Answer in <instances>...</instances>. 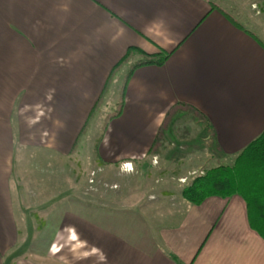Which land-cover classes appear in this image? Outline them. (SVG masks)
Wrapping results in <instances>:
<instances>
[{
    "label": "crops",
    "instance_id": "crops-1",
    "mask_svg": "<svg viewBox=\"0 0 264 264\" xmlns=\"http://www.w3.org/2000/svg\"><path fill=\"white\" fill-rule=\"evenodd\" d=\"M217 5L233 15L219 0H0V264L21 240H32L29 251L46 233L47 256L57 264H264V238L251 228L240 195L194 204L183 189L165 192L142 214L134 210L143 206L136 186L121 181L132 173L120 164L145 158L170 112L194 109L205 117L226 159L264 131V31L240 27ZM256 24L264 26V14ZM132 47L168 57L133 71L122 114L93 150L120 179L113 184L124 190L113 189L112 202L123 213L69 212L49 218L45 230L23 222L18 209L46 198L16 196L18 154L34 149L48 153V162L52 151L67 158L77 139L70 135L73 114L87 111L78 137L103 96L101 111L112 69ZM96 114L82 136L93 148L103 126L89 136ZM49 165L45 172L58 175L52 159Z\"/></svg>",
    "mask_w": 264,
    "mask_h": 264
},
{
    "label": "rangeland",
    "instance_id": "rangeland-1",
    "mask_svg": "<svg viewBox=\"0 0 264 264\" xmlns=\"http://www.w3.org/2000/svg\"><path fill=\"white\" fill-rule=\"evenodd\" d=\"M219 1L226 10L231 8L233 16L252 30L255 35H259L262 30L264 31V26L259 24L258 27L256 24L257 17L260 16L261 18L264 14V0ZM128 68L130 65L125 70L115 74L110 81L106 91L105 104L91 120L93 127L89 136H95L106 115L115 110ZM88 100L93 101L95 98L89 97ZM86 115L87 111L84 110H78L73 114L74 123L70 131L73 141L77 138L81 128L80 120L82 119L84 123ZM165 125V128L163 126L161 144L157 151L154 154L146 153L145 158L137 161L136 165L131 162L133 170L128 173H132V175L129 178L125 177L124 180L121 179L128 189V185L136 186L137 200L141 199L140 202L143 206L136 207L134 210L136 209L142 214L147 211L149 201L160 199L159 195H163L165 192L171 193V191L177 194L196 175L204 174L213 167L231 165L235 160V158L226 159L220 154L208 120L195 110L178 111L166 121ZM82 138H80L76 148L67 153V158L64 156L63 158L58 156L56 158L52 151V170L56 168L60 173L63 169V174L58 173V175L50 176L45 172L50 167L51 159L48 162L49 154L42 150L33 149L18 154V167L15 171L17 176H14L12 183L16 196L23 195L36 201L46 198L42 199V204L38 207L27 209L20 207L18 209V215L23 222L31 220L35 222L32 227L40 226L45 230L46 227H49V218L56 219L69 212L80 215L90 212L93 216L103 212H110L109 215L114 212L123 213L117 212L123 208L114 207L112 202V190H120L119 192L124 190L118 188V183L113 184L114 180H120L119 177L114 176L107 168L105 169V163L107 164L108 161L102 163L98 160L94 155L95 152L93 153L95 148L91 146L89 139V143H87V140L84 138L82 140ZM68 145L69 143L66 145L67 150L70 149ZM52 149L56 150L54 145H52ZM25 155L29 157L21 159ZM122 164H120L121 168ZM71 169L72 178L68 175ZM15 189L18 191L17 193ZM170 198L171 204L174 202L175 196ZM122 199L125 200V197ZM41 235H44V238L36 239L34 247L29 251L27 249H29L32 240H21L23 245L15 249L6 259L4 258V264H19L17 263L19 258L25 259V264L36 263V261L38 264H57L47 256L50 245L48 237L51 234Z\"/></svg>",
    "mask_w": 264,
    "mask_h": 264
},
{
    "label": "trees",
    "instance_id": "trees-1",
    "mask_svg": "<svg viewBox=\"0 0 264 264\" xmlns=\"http://www.w3.org/2000/svg\"><path fill=\"white\" fill-rule=\"evenodd\" d=\"M219 8L232 22L242 27L241 23L230 13L225 11L219 5ZM143 52L139 48H129L127 53L112 69L111 77L117 74L126 64L130 63L133 56ZM142 54V59L130 65L125 74L122 83L119 99L113 112L106 115L101 129V135L95 144V152L99 141L103 138L109 124L112 120L119 117L124 108L126 88L133 71L143 65L163 64L168 55L163 52ZM103 96H100L94 109L90 113L89 120L81 129L79 136L74 144V149L80 141V138L87 133L90 128V119L96 114L99 106L103 102ZM194 110V109H193ZM173 113L168 114V120ZM164 124V128H165ZM162 127L158 137L149 150V154H154L161 144ZM184 197L194 204H201L211 196L229 198L233 195H240L246 202L248 211V220L252 229L257 231L264 238V131L251 143H249L235 158L231 165H220L207 170L204 174H198L193 177L189 184L183 189Z\"/></svg>",
    "mask_w": 264,
    "mask_h": 264
},
{
    "label": "built area",
    "instance_id": "built-area-1",
    "mask_svg": "<svg viewBox=\"0 0 264 264\" xmlns=\"http://www.w3.org/2000/svg\"><path fill=\"white\" fill-rule=\"evenodd\" d=\"M122 169L125 171V172H131L133 170L132 168V163L131 162H125L122 164Z\"/></svg>",
    "mask_w": 264,
    "mask_h": 264
}]
</instances>
